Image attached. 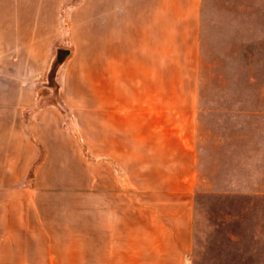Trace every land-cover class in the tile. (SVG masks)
Wrapping results in <instances>:
<instances>
[{
	"label": "crops",
	"instance_id": "0c3cea01",
	"mask_svg": "<svg viewBox=\"0 0 264 264\" xmlns=\"http://www.w3.org/2000/svg\"><path fill=\"white\" fill-rule=\"evenodd\" d=\"M202 2L0 0V264H189ZM82 131L109 172L70 170Z\"/></svg>",
	"mask_w": 264,
	"mask_h": 264
},
{
	"label": "rangeland",
	"instance_id": "374dc122",
	"mask_svg": "<svg viewBox=\"0 0 264 264\" xmlns=\"http://www.w3.org/2000/svg\"><path fill=\"white\" fill-rule=\"evenodd\" d=\"M63 69L64 62L54 60L36 84L43 96H59ZM199 87V181L189 264H264V0H203ZM58 103L73 124L71 110ZM79 134L82 158L70 170L109 172V147H89L91 132ZM45 160L39 146L31 171L49 166Z\"/></svg>",
	"mask_w": 264,
	"mask_h": 264
},
{
	"label": "water",
	"instance_id": "95a60500",
	"mask_svg": "<svg viewBox=\"0 0 264 264\" xmlns=\"http://www.w3.org/2000/svg\"><path fill=\"white\" fill-rule=\"evenodd\" d=\"M68 54L69 51L67 50H59L55 58V63L59 62L60 64H62Z\"/></svg>",
	"mask_w": 264,
	"mask_h": 264
}]
</instances>
